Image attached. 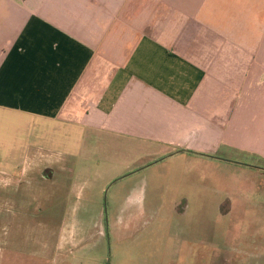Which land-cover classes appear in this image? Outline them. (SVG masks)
<instances>
[{
    "label": "crops",
    "instance_id": "1",
    "mask_svg": "<svg viewBox=\"0 0 264 264\" xmlns=\"http://www.w3.org/2000/svg\"><path fill=\"white\" fill-rule=\"evenodd\" d=\"M84 149L264 158V0H0V187Z\"/></svg>",
    "mask_w": 264,
    "mask_h": 264
},
{
    "label": "rangeland",
    "instance_id": "2",
    "mask_svg": "<svg viewBox=\"0 0 264 264\" xmlns=\"http://www.w3.org/2000/svg\"><path fill=\"white\" fill-rule=\"evenodd\" d=\"M213 157L153 170L84 149L51 178L11 180L0 264H264V158Z\"/></svg>",
    "mask_w": 264,
    "mask_h": 264
}]
</instances>
